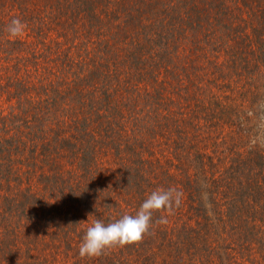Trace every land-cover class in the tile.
<instances>
[{"label": "trees", "instance_id": "obj_1", "mask_svg": "<svg viewBox=\"0 0 264 264\" xmlns=\"http://www.w3.org/2000/svg\"><path fill=\"white\" fill-rule=\"evenodd\" d=\"M0 264H264V0L0 2Z\"/></svg>", "mask_w": 264, "mask_h": 264}, {"label": "clouds", "instance_id": "obj_2", "mask_svg": "<svg viewBox=\"0 0 264 264\" xmlns=\"http://www.w3.org/2000/svg\"><path fill=\"white\" fill-rule=\"evenodd\" d=\"M8 31L14 37L19 36L24 31V25L19 19H13ZM174 202L178 205L179 198L178 195L173 197L171 189L156 190L147 196L134 215L125 214L111 223L95 220L86 230L79 246V255L81 257L99 256L105 249L114 245L141 241L151 228L153 213L161 209L170 210ZM167 222L166 217H160L159 223Z\"/></svg>", "mask_w": 264, "mask_h": 264}, {"label": "rangeland", "instance_id": "obj_3", "mask_svg": "<svg viewBox=\"0 0 264 264\" xmlns=\"http://www.w3.org/2000/svg\"><path fill=\"white\" fill-rule=\"evenodd\" d=\"M13 0H0V2H3L4 3V5H6V6H9L10 7V9H11V7H13V4L14 3H20V2H23L24 0H22V1H20V2H16L15 0L12 2ZM160 1H163V0H160ZM183 61H187L188 60V58L187 57H183V56H181L180 57ZM189 70H190V67H187V72H189ZM198 72V74H199V76H204L205 74H204V71L203 70H199V71H197ZM105 89V88H104ZM106 91V89L105 90H101V92H105ZM178 90H176V92H177ZM193 91H196V93H197V95H202V96H204V98L206 99V100H208L210 97H211V93L212 92H210L209 90H191V93L193 92ZM240 90H232L231 91V93H232V95H236L237 94V92H239ZM213 92L215 93V94H217V95H220V94H224V95H228V94H231L230 93V90H225L224 92H222V93H219L217 90H213ZM234 92V93H233ZM104 96V95H103ZM100 98H102V97H100ZM2 102V101H1ZM77 102H78V100H77ZM80 102H84L83 100H81ZM4 103V105L3 106H6V103L5 102H2V104ZM77 106H78V104L76 103L75 105H74V107H75V109L77 108Z\"/></svg>", "mask_w": 264, "mask_h": 264}]
</instances>
